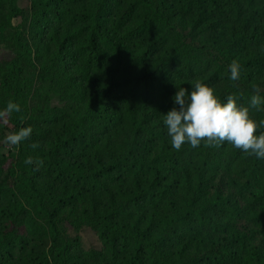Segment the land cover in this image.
<instances>
[{
  "label": "trees",
  "instance_id": "16d2710c",
  "mask_svg": "<svg viewBox=\"0 0 264 264\" xmlns=\"http://www.w3.org/2000/svg\"><path fill=\"white\" fill-rule=\"evenodd\" d=\"M196 80L264 96V0H0V264H264V159L171 147Z\"/></svg>",
  "mask_w": 264,
  "mask_h": 264
},
{
  "label": "clouds",
  "instance_id": "9594fccd",
  "mask_svg": "<svg viewBox=\"0 0 264 264\" xmlns=\"http://www.w3.org/2000/svg\"><path fill=\"white\" fill-rule=\"evenodd\" d=\"M228 68L229 79L238 81L241 73L239 62L232 60ZM191 86L190 92L184 87L177 88L173 101L179 108L173 107L167 114H162L171 147L179 151L185 144L195 149L202 142L210 147H220L228 143L257 159H264V131H259L264 128V119L256 121L250 116V110H264L261 88L253 85L248 105L244 106L237 103L239 97L234 94H229L226 102L222 101L215 94L213 87L200 80L194 81ZM20 112V104L9 100L6 106L0 109V126L9 125L12 116ZM32 131L29 126L9 132L4 138V143L9 147H18L31 137ZM31 147L36 149L39 144L33 143ZM33 162L32 157L25 160L26 164ZM35 163L41 166L43 161Z\"/></svg>",
  "mask_w": 264,
  "mask_h": 264
},
{
  "label": "rangeland",
  "instance_id": "374dc122",
  "mask_svg": "<svg viewBox=\"0 0 264 264\" xmlns=\"http://www.w3.org/2000/svg\"><path fill=\"white\" fill-rule=\"evenodd\" d=\"M6 197H7V196H6ZM6 197H3L2 199L6 198ZM2 199H1V200H2ZM94 236H95V235H94ZM88 238H89V242H90V244L95 242L96 237H93V238H92L91 236H89ZM95 243H96V242H95Z\"/></svg>",
  "mask_w": 264,
  "mask_h": 264
}]
</instances>
